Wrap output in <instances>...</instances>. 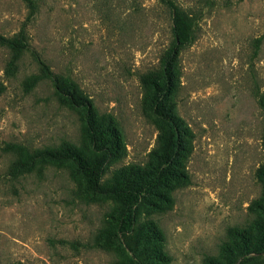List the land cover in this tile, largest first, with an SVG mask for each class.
<instances>
[{
    "label": "rangeland",
    "instance_id": "1",
    "mask_svg": "<svg viewBox=\"0 0 264 264\" xmlns=\"http://www.w3.org/2000/svg\"><path fill=\"white\" fill-rule=\"evenodd\" d=\"M165 1L182 16L169 102L187 134L180 176L123 233L116 199L91 193L73 162L27 152L92 150L88 129L114 127L104 179L155 164L167 127L141 77L159 75L174 43ZM0 38V264L240 262L238 231L257 237L264 221V0H0ZM72 83L90 111L69 99Z\"/></svg>",
    "mask_w": 264,
    "mask_h": 264
},
{
    "label": "trees",
    "instance_id": "2",
    "mask_svg": "<svg viewBox=\"0 0 264 264\" xmlns=\"http://www.w3.org/2000/svg\"><path fill=\"white\" fill-rule=\"evenodd\" d=\"M164 5L169 11H173L175 16L173 27H171L174 43L161 57L159 75L147 74L141 77L145 98L148 100L151 112L167 127L166 134L158 135L157 146L152 151L155 164L150 163L144 168L122 167L114 170L109 179H104L107 157L103 151H106V155H111L120 147V134L114 127H106L97 131L94 129V133L93 130L88 129V135L93 144L92 150L85 145L76 146L64 142L58 146H45L33 152H27L30 161L48 159L54 162H73L85 179L91 193L116 199L121 209L118 223L123 233L135 224L136 206L140 205L147 196L155 195L158 188L165 186L170 179H177L180 176L173 167L187 134L182 120L173 113L169 102L176 91V48L183 42L182 31L178 29L182 16L179 9L170 1H165ZM55 81L60 84L58 85L60 90L65 88L62 79ZM68 96L76 107L91 110L89 101L80 94L74 83L71 84ZM259 106L264 112V92L260 95ZM99 143L105 148L98 147ZM255 229L258 230L257 237L247 232L246 229L238 231V238L241 240V244H238V259L242 257L238 264H258L264 260V221L257 223ZM151 232L154 234L156 231L153 228Z\"/></svg>",
    "mask_w": 264,
    "mask_h": 264
}]
</instances>
